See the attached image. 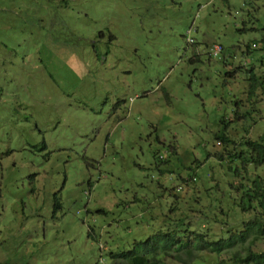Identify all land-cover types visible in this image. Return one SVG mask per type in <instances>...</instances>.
<instances>
[{"label": "rangeland", "instance_id": "1", "mask_svg": "<svg viewBox=\"0 0 264 264\" xmlns=\"http://www.w3.org/2000/svg\"><path fill=\"white\" fill-rule=\"evenodd\" d=\"M246 1L0 0V264H114L156 231L250 103Z\"/></svg>", "mask_w": 264, "mask_h": 264}, {"label": "trees", "instance_id": "2", "mask_svg": "<svg viewBox=\"0 0 264 264\" xmlns=\"http://www.w3.org/2000/svg\"><path fill=\"white\" fill-rule=\"evenodd\" d=\"M245 5L254 18L264 0ZM254 43L262 55L250 70L249 109L238 106L233 119L222 118L211 163L199 161L188 175H177L179 184L165 190L172 199L161 205L156 231L112 253L114 264H264V132L251 134L264 119V34ZM254 48L248 43L245 52Z\"/></svg>", "mask_w": 264, "mask_h": 264}, {"label": "built area", "instance_id": "3", "mask_svg": "<svg viewBox=\"0 0 264 264\" xmlns=\"http://www.w3.org/2000/svg\"><path fill=\"white\" fill-rule=\"evenodd\" d=\"M222 50V46L221 45H215L213 48V54L214 55H218Z\"/></svg>", "mask_w": 264, "mask_h": 264}, {"label": "clouds", "instance_id": "4", "mask_svg": "<svg viewBox=\"0 0 264 264\" xmlns=\"http://www.w3.org/2000/svg\"><path fill=\"white\" fill-rule=\"evenodd\" d=\"M213 48H214V47H213ZM222 50H223V47H222ZM222 50H221V51H222ZM218 55H219V54H218Z\"/></svg>", "mask_w": 264, "mask_h": 264}]
</instances>
